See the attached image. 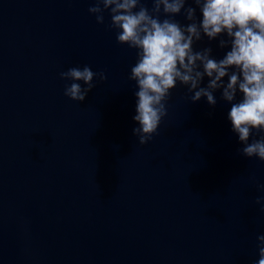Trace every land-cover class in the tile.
Segmentation results:
<instances>
[{
	"label": "water",
	"instance_id": "water-1",
	"mask_svg": "<svg viewBox=\"0 0 264 264\" xmlns=\"http://www.w3.org/2000/svg\"><path fill=\"white\" fill-rule=\"evenodd\" d=\"M91 6L0 0V264H256L264 162L239 152L231 104L222 90L214 107L192 103L178 83L140 145L136 52ZM220 39L203 36L194 50L222 59ZM85 65L107 80L73 101L60 73Z\"/></svg>",
	"mask_w": 264,
	"mask_h": 264
},
{
	"label": "clouds",
	"instance_id": "clouds-1",
	"mask_svg": "<svg viewBox=\"0 0 264 264\" xmlns=\"http://www.w3.org/2000/svg\"><path fill=\"white\" fill-rule=\"evenodd\" d=\"M187 2L151 0L149 8L144 0H94L88 9L98 24L105 22L107 12L108 28L115 30L117 43L136 52L128 77L138 88L133 120L139 126L133 135L140 145L152 140L168 115L166 104L178 83L192 93V103L206 98L213 107L217 103L214 93L222 90L221 99L231 104L232 131L243 145L239 152L264 162V0H191L196 7H185ZM197 8L202 19L196 16ZM181 14L189 23L175 19ZM203 36L209 40L226 36L219 46H230V50L219 60L212 58L211 48L194 50ZM205 77L208 83L202 87ZM60 78L71 81L64 95L77 102L93 90L94 78L107 80L103 71L93 72L87 65L71 67ZM254 131L259 138L250 141ZM257 189L264 192V184H257ZM262 202L264 196L255 200L264 212ZM257 241L256 264H264V235Z\"/></svg>",
	"mask_w": 264,
	"mask_h": 264
}]
</instances>
